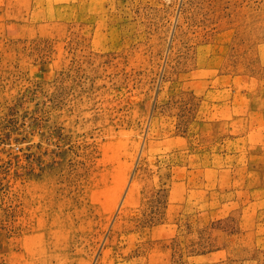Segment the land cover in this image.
<instances>
[{"label": "rangeland", "instance_id": "374dc122", "mask_svg": "<svg viewBox=\"0 0 264 264\" xmlns=\"http://www.w3.org/2000/svg\"><path fill=\"white\" fill-rule=\"evenodd\" d=\"M0 264H264V0H0Z\"/></svg>", "mask_w": 264, "mask_h": 264}]
</instances>
